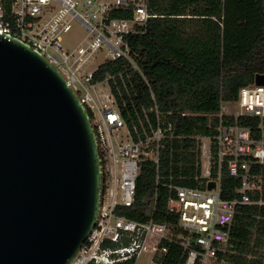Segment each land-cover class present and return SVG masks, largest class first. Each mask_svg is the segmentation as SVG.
Masks as SVG:
<instances>
[{"label": "built area", "instance_id": "2783aa9c", "mask_svg": "<svg viewBox=\"0 0 264 264\" xmlns=\"http://www.w3.org/2000/svg\"><path fill=\"white\" fill-rule=\"evenodd\" d=\"M114 8L132 9V15L111 18L109 13ZM151 16L155 15L149 13L147 0H0V34L27 43L59 70L87 110L96 134L103 178L99 217L68 264L136 261L148 249L149 264H164L160 257L167 249L160 247L162 241L180 244L186 256L179 264H203L207 259H217V251L228 247L231 222L239 205H264V85L253 82L241 86L234 101L220 102L213 137H195L200 159V172L194 176L197 184H166L172 191L167 209L178 216L180 234L152 217L139 221L115 212L116 206L133 203L142 163H156L158 185L159 150L163 139L171 135V124H165L156 110L155 126L134 138L112 95L114 106L102 103L99 82L92 81L93 70L85 69L98 53L103 54L102 61L118 57L132 61L127 37L141 31ZM74 20L85 28L86 35L67 48L61 35L70 30ZM239 117L259 121L245 125L238 122ZM224 166L239 180L237 195L230 199L221 196ZM211 180L214 187L208 188ZM155 202L154 192L151 213Z\"/></svg>", "mask_w": 264, "mask_h": 264}, {"label": "trees", "instance_id": "16d2710c", "mask_svg": "<svg viewBox=\"0 0 264 264\" xmlns=\"http://www.w3.org/2000/svg\"><path fill=\"white\" fill-rule=\"evenodd\" d=\"M151 16L141 31L128 35L131 60L106 59L92 72V81L106 80L110 94L132 136H143L161 120L171 124L156 163L140 166L134 201L115 212L134 220L167 223L180 234L178 216L167 209L172 194L167 183L194 186L200 172L197 136L213 137L221 101H234L241 86L264 74V0H147ZM132 9L114 8L111 18H129ZM258 118L239 117L240 124ZM215 167H212V172ZM239 180L224 166L223 198H233ZM156 193L152 213L151 196ZM264 205L241 204L230 226L226 250L218 264H264ZM104 245L116 244L105 242ZM164 264H179L186 256L178 242L162 241ZM224 262V263H223ZM130 258L113 264H134ZM95 264V263H88Z\"/></svg>", "mask_w": 264, "mask_h": 264}, {"label": "water", "instance_id": "95a60500", "mask_svg": "<svg viewBox=\"0 0 264 264\" xmlns=\"http://www.w3.org/2000/svg\"><path fill=\"white\" fill-rule=\"evenodd\" d=\"M101 166L90 116L63 75L0 34V264H68L98 220Z\"/></svg>", "mask_w": 264, "mask_h": 264}, {"label": "rangeland", "instance_id": "374dc122", "mask_svg": "<svg viewBox=\"0 0 264 264\" xmlns=\"http://www.w3.org/2000/svg\"><path fill=\"white\" fill-rule=\"evenodd\" d=\"M79 11H83L82 9H79ZM86 35V30L85 28L80 24V22L74 20L71 23V28L67 32L63 33L61 35L62 42L65 47L67 48H72L74 47L82 38ZM103 54L98 53L88 64L86 67V71H92L94 70L99 63L102 62L103 60ZM97 91H98V97L101 100L102 103L108 106H114V103L112 101V98L110 97V91H109V86L106 81H100L97 84ZM106 95L108 97L106 98ZM109 98V99H108ZM125 132V129L121 133ZM205 158H202V163H205ZM260 253L264 256V243L263 245L259 248ZM151 255V251L145 250L135 261L134 264H149V258ZM224 263V262H223ZM203 264H218L214 258L207 259Z\"/></svg>", "mask_w": 264, "mask_h": 264}]
</instances>
